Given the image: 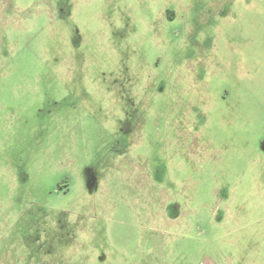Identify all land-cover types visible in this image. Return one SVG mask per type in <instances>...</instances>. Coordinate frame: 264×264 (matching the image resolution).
<instances>
[{
  "label": "rangeland",
  "instance_id": "374dc122",
  "mask_svg": "<svg viewBox=\"0 0 264 264\" xmlns=\"http://www.w3.org/2000/svg\"><path fill=\"white\" fill-rule=\"evenodd\" d=\"M264 0H0V264H264Z\"/></svg>",
  "mask_w": 264,
  "mask_h": 264
},
{
  "label": "crops",
  "instance_id": "0c3cea01",
  "mask_svg": "<svg viewBox=\"0 0 264 264\" xmlns=\"http://www.w3.org/2000/svg\"><path fill=\"white\" fill-rule=\"evenodd\" d=\"M262 147L264 148V143H262ZM262 256H263V259H264V251H262Z\"/></svg>",
  "mask_w": 264,
  "mask_h": 264
}]
</instances>
